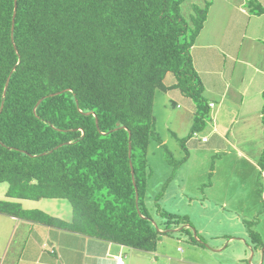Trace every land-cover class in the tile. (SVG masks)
Returning a JSON list of instances; mask_svg holds the SVG:
<instances>
[{
    "label": "trees",
    "instance_id": "obj_1",
    "mask_svg": "<svg viewBox=\"0 0 264 264\" xmlns=\"http://www.w3.org/2000/svg\"><path fill=\"white\" fill-rule=\"evenodd\" d=\"M184 1L17 0L11 34L15 0H0V183L8 184L0 214L145 252L189 224L157 204L154 221L143 202L148 145L164 146L156 92L178 89L193 101L192 135L209 115L191 48L210 4L191 5L185 19ZM248 4L264 15V6ZM43 199L67 201L70 220L13 201Z\"/></svg>",
    "mask_w": 264,
    "mask_h": 264
},
{
    "label": "crops",
    "instance_id": "obj_2",
    "mask_svg": "<svg viewBox=\"0 0 264 264\" xmlns=\"http://www.w3.org/2000/svg\"><path fill=\"white\" fill-rule=\"evenodd\" d=\"M249 1L209 2L207 18L191 48L204 98L217 99L207 100L208 106L213 104L205 129L210 138L202 142L206 136L189 137L196 107L178 89L157 91L154 97L155 128L163 144L172 140L168 131L173 127L172 134L180 132L181 139L188 135L184 145L191 155L175 179L171 166L160 159L150 181L155 172L163 180L173 179L159 206L186 218L189 224L183 228L191 234L194 230L192 236L201 245L190 244L181 229L163 237L154 252H145L0 214V264H116L115 256L126 264H264V15L244 11L241 6ZM254 1L264 6V0ZM235 63L241 66L236 68ZM169 75L164 85L170 88L175 78ZM157 112L163 118L160 124ZM157 148L151 150L160 155ZM13 201L21 207L29 202ZM59 214L65 221L71 218V210L64 208ZM174 234L177 238H172ZM183 240L189 248L178 246ZM220 240L226 244L224 251L217 249L223 245Z\"/></svg>",
    "mask_w": 264,
    "mask_h": 264
},
{
    "label": "rangeland",
    "instance_id": "obj_3",
    "mask_svg": "<svg viewBox=\"0 0 264 264\" xmlns=\"http://www.w3.org/2000/svg\"><path fill=\"white\" fill-rule=\"evenodd\" d=\"M213 0H185L182 4H181V8H182V15L184 16L185 19L189 18V15L191 14V5L196 4L198 6H203L206 2H212ZM233 1V0H231ZM249 4L245 3L243 4V6H241V8L248 12L249 11ZM252 13V12H251ZM261 39V37L259 38ZM260 41V40H258ZM249 41H245V46H248ZM234 66L237 68L238 66H241L237 63L234 64ZM169 78H172L173 80V76L169 75ZM205 100H217L215 98H209ZM180 103V102H179ZM181 105V103H180ZM158 108V104L155 105ZM156 115L158 116V120H159V124L162 123L163 118L161 119V115L159 112L156 113ZM205 123H202L201 125H199V129L196 130L195 132V137L194 135H192L189 132V136L190 138H193L195 140H199V138L201 136H206L207 139L210 138V136L208 135V133L205 132L206 129V122L210 121V117L209 115L205 118ZM173 128V127H171ZM169 129L168 133L170 136H172V140H170L169 144L166 146H159L158 145V152H160V155L154 151L151 150V148L153 146H157V144H155L154 142H150V144L148 145L147 151H146V160H147V164L149 166V168L151 169V173L149 175V177L146 180V194H145V199H143L144 202V206L146 207L149 215L154 219V221H158V218L156 217V208H155V204L157 205H163V198L165 197V195H167V193L169 192L170 188H171V181L173 179L176 178L179 167L181 164L184 163V161H186V159L183 161V158L185 157V151L183 150L182 146L185 144L184 142H186L185 140L188 139V135L185 136V138L181 139L180 137V132H176V134H172L174 133V131L172 129ZM156 132H158L156 130ZM159 135V134H158ZM174 135V136H173ZM161 138V137H160ZM174 143L176 145V147H178V150H180L182 152V157L177 153L174 152V148L172 147ZM198 145V144H196ZM185 146V145H184ZM160 148V150H159ZM177 149V148H176ZM186 152H188L189 154V149L187 147H185ZM191 155V152H190ZM160 159H162L163 162L169 164L173 170V179H167V180H163L161 176H157V172L156 176L154 177V180L150 181L151 178V174H152V169L155 165H160ZM213 167V166H211ZM213 173V172H212ZM210 178V176H209ZM176 182V181H175ZM174 182V183H175ZM151 185V189H147V187H149ZM8 190V184L7 183H0V200H6L5 198V194ZM204 190V189H202ZM34 201H29V202H25L23 203V207L22 208H27V209H41V211H44L45 213H49V215L53 216V217H57L63 220V218H61L59 215L60 211H63V209L65 208V210H71L70 205L68 204L67 201L64 200H59V199H43L41 200V202L39 204H35L33 203ZM60 204H63L62 208L60 207ZM193 234V233H192ZM177 235L174 234L172 236V238H177ZM223 245L220 248H217L218 250L223 249L226 244L224 243L223 240L218 241V244L222 243ZM16 238L14 239V244L12 249L14 250L16 248ZM178 246L181 249H186L189 248L188 245L186 244L185 240L178 242ZM214 249V250H217ZM224 251V249H223ZM220 254V253H219ZM220 258V255H217ZM221 258H225L226 257V252L221 253ZM250 257V256H249ZM248 257V259H249ZM247 259V261H248Z\"/></svg>",
    "mask_w": 264,
    "mask_h": 264
},
{
    "label": "water",
    "instance_id": "obj_4",
    "mask_svg": "<svg viewBox=\"0 0 264 264\" xmlns=\"http://www.w3.org/2000/svg\"><path fill=\"white\" fill-rule=\"evenodd\" d=\"M16 1L17 0H15V10H14V14H13V20H12V28H11V34H13V26H14V18H15V14H16ZM13 70H14V68H13ZM9 79H10V76L7 78V81H6V83H5V87H4V90H3V97H5V95H6V92H7V88H8V84H9ZM61 92H58V93H55V94H51L50 96H55V95H57V94H60ZM43 100V98L42 99H40L38 102H37V104H36V106H35V108L34 109H36V107L40 104V102ZM2 108H3V102L1 103V107H0V113H1V111H2ZM88 114V113H87ZM97 120H96V125H97ZM107 133H105V135H106ZM58 147H56L55 149H57ZM128 153H129V156H130V154H131V145L129 144V150H128ZM44 155V154H43ZM130 168H131V174H132V180H133V184H134V187H135V192H136V195H135V201H136V204L138 203V193H137V187L135 186V181H134V171H133V167H132V164L130 163ZM153 224H154V226L156 227V230L157 231H159V229H158V227L156 226V224H155V222H153ZM183 227H180V228H177V229H173V230H167V231H165L166 233H176V232H179L181 229H182ZM193 233H194V237H195V232H194V230H193Z\"/></svg>",
    "mask_w": 264,
    "mask_h": 264
},
{
    "label": "built area",
    "instance_id": "obj_5",
    "mask_svg": "<svg viewBox=\"0 0 264 264\" xmlns=\"http://www.w3.org/2000/svg\"><path fill=\"white\" fill-rule=\"evenodd\" d=\"M210 107H213V104H210ZM195 137V133L193 134ZM202 142H206L207 138H201ZM116 264H126L124 259L120 256H115Z\"/></svg>",
    "mask_w": 264,
    "mask_h": 264
},
{
    "label": "clouds",
    "instance_id": "obj_6",
    "mask_svg": "<svg viewBox=\"0 0 264 264\" xmlns=\"http://www.w3.org/2000/svg\"><path fill=\"white\" fill-rule=\"evenodd\" d=\"M210 105V104H209ZM208 107H210V106H208Z\"/></svg>",
    "mask_w": 264,
    "mask_h": 264
}]
</instances>
